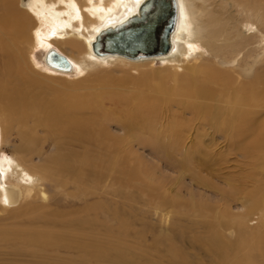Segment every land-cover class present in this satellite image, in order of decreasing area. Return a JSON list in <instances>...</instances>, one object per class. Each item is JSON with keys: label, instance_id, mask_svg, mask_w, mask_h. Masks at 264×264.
<instances>
[{"label": "bare ground", "instance_id": "6f19581e", "mask_svg": "<svg viewBox=\"0 0 264 264\" xmlns=\"http://www.w3.org/2000/svg\"><path fill=\"white\" fill-rule=\"evenodd\" d=\"M19 1L21 7L16 6L17 0H0V128L2 129L0 131L5 135L8 128L18 124L23 127L29 120H33L34 125L29 127V134L25 132L23 137L31 145H34L33 142L35 143L37 138L39 144L43 146L46 142L45 138H39L34 131L36 128H44L46 133L54 136L57 151L38 163L31 164V161H28L30 165L24 157L25 153L11 155V158L5 162L0 160V211H16L28 198L37 202L40 200L39 205L33 204L34 202L26 204L28 206L26 214L33 216L37 224L20 225L21 227L2 224L0 239L19 243L20 248L31 247L32 251V247L35 248L34 250L47 247L57 250L61 247L67 250L75 248L79 264H164L161 259H158L161 263L153 259L149 248L146 249L147 246L146 248L143 244L133 246L134 241H129L132 244L129 245L123 240L122 237L128 235H125V232H128L127 228L130 226L127 220L121 219L123 216L117 217L121 209L117 207L116 198L132 205L133 195L125 192L133 190L144 197L147 195L154 197L155 204L152 207L155 212L167 207L165 201L159 202L156 198L157 195H161L157 190L165 188L164 185L154 184V179L145 170L144 159L142 161L139 157L140 153L137 154L138 156L135 155L131 148L138 145L142 149L149 148L164 152L166 157L170 155L168 152L171 149L181 150L183 160L178 167L184 169L185 161L190 158L186 148L188 142L191 141V145L193 144L191 148L195 150H199L201 146L192 138L185 142L187 132L185 123H188H184L185 118L181 115L188 114L186 120L196 121V123L191 122L195 123L193 125L196 128L199 126L198 128L212 129L219 134V138L222 135L227 152L236 154L234 162L239 160L236 162L238 164L232 167L236 170L227 172L224 176V186L215 185L205 178H194L198 185L207 188L218 198L216 202L218 204L209 207L205 205L206 213L202 212L205 208L202 202L196 200L197 202H192V205L188 202L190 209L191 207L194 209V215L192 214L194 218L203 219L202 215H204L209 219L207 224L203 222L206 229L202 241L208 245L209 253L212 251L213 256L209 258V263H201L264 264V96H261L262 101L255 100L257 94L256 91H252L254 86L252 82L248 84L242 82L240 84V80L236 82L239 83L238 90L242 89L244 92L249 89L246 91L248 94L245 97L237 95L238 98L241 97L239 100L231 99L233 101L230 100L231 102L227 104L230 108L224 109L222 113L206 103L211 100L212 95L208 94L209 89L204 86H197L190 91L183 87L172 89L170 86L167 87V81L162 89L156 91L162 96L155 99L145 95L143 91H136L139 95L133 93L121 95L120 92H110L100 86L78 98L69 99L61 97L58 93L49 97L44 90L30 97L23 93L27 84H42L45 81L32 73L34 64L37 65L33 53L40 48L45 50L41 64L45 65L44 69L52 73L50 75L57 73L72 75V79L76 80L90 72L98 73V67L116 66L121 63L132 66L134 72L141 74L142 78L148 76L150 79L153 75L149 70H153L152 67L157 61L162 63L164 69L177 72L176 70H181V66L186 62L200 60L205 58L206 54H230L232 60L243 53L250 56L257 54L264 61V0H170L172 7L169 9L167 22L161 28V50L156 54L138 57L119 53L102 54L98 52L97 41L104 31L126 27L143 19L154 0ZM159 4L155 16L161 13L162 6L161 3ZM77 9L80 10L78 11L80 17L77 15ZM155 16L153 20L156 19ZM28 45L32 46V50L27 58L24 56V51ZM53 50L66 57L70 63L69 70L57 68L48 62L47 58ZM140 67L150 69L142 71ZM199 67L206 68L208 73H212L205 64L200 63ZM260 78L263 81V75L259 73L258 81ZM174 80L178 79L174 78ZM174 91L188 102L169 98V94L173 95ZM261 91L264 92V85ZM40 96L42 99H39ZM172 104L173 107H170ZM175 106L181 113L172 112ZM166 113L178 122L168 119L167 125L158 123L155 117ZM115 115L118 118H112ZM110 120L121 124L124 131L122 135L107 133L103 129V123ZM160 127L164 129L158 130ZM167 127L169 130H166ZM219 143L216 140L214 143L212 141L211 145L217 146ZM40 145L35 144L34 148ZM219 147L222 148L220 145ZM20 148L22 150L24 147L19 146ZM60 148L64 151L62 149V152L59 151ZM175 154L173 153L174 156ZM170 162L173 164L174 161ZM180 178L174 182L177 187L181 183ZM45 182L52 184L60 192L73 188L67 194L85 201L82 208L76 210L84 216L66 218L75 210L67 214L59 207L58 210L55 208L49 209L50 211L44 210L50 207ZM107 187L110 188L112 206L105 204L103 208L102 194L106 193ZM88 197L91 199L96 197L98 201L88 202ZM105 201L108 203L107 199ZM233 203L239 205L241 211L234 212ZM170 204L171 199L167 205ZM97 208L107 213L111 212L113 216H110L111 220L119 219L115 230L111 229L110 226L113 224L109 223L110 230L107 232L110 239L101 240L99 239L101 236L96 238L95 235L93 241L76 240L78 237L75 239L74 231L80 228L75 226L89 230V224L98 219ZM172 211L174 215L181 214V211L175 207ZM257 213L259 215L256 217V225L251 227L249 221L252 220V215ZM61 216H65L62 221H60ZM108 222L105 226H108ZM59 225L66 227H61L62 230L70 229V226L74 227L73 233L72 230L68 232L73 234L74 237L69 235L76 241L67 240V236L65 238L62 235V230L56 228ZM135 226L132 228L135 229ZM132 228L131 230H134ZM91 230L94 231L90 228ZM229 230L234 237L233 242L226 233ZM78 231L82 234L81 230H77V234H80ZM85 232L87 231L83 233ZM136 232L138 234V231ZM85 235L84 237H87ZM144 237L145 235L142 238ZM181 238L184 239L182 236ZM174 246L166 248L172 261L177 259L173 264H183L184 259L178 253L180 248L178 250L179 246L177 248ZM154 250L159 249L155 247Z\"/></svg>", "mask_w": 264, "mask_h": 264}, {"label": "rangeland", "instance_id": "374dc122", "mask_svg": "<svg viewBox=\"0 0 264 264\" xmlns=\"http://www.w3.org/2000/svg\"><path fill=\"white\" fill-rule=\"evenodd\" d=\"M75 1L77 2L79 0H75ZM74 5H75V2H74ZM16 6L21 7L19 0H17ZM78 11L80 10L77 9V12ZM79 14L80 12H78L77 14L80 17ZM29 45L27 46V49L24 51V56H27V58L28 56H30V52L32 50V46H29ZM44 52L45 50L40 48V49H37L33 53L35 62L37 63L38 66L34 64V68H33L34 72L32 73L34 74V76H39L41 79H44L45 81H43L42 84L40 83L27 84V86L23 89V93L27 97H30L34 94L39 93L41 90H44L46 91V94L49 97H52V94L54 93L55 94L58 93L61 97H65L66 99H69L70 97L78 98L79 96L87 93L89 90H96L100 86V88L104 87L105 90H108L110 92H120L121 95H125L128 93L139 95V93L136 91H143L145 95L152 96L153 99H155V97L162 96L161 94H157L156 91L159 89H162V87H164L165 82L167 81V87L170 86L172 87V89L176 87H183L184 89H187L190 91L191 89H194L197 86L198 87L204 86L205 88L209 89V93H208V90H207V93L212 95L210 96L211 100H208V101H206L207 99L205 100L206 103L207 104L209 103L210 105L209 104L208 105L210 107H213L212 109L215 108L217 111L222 113L224 109L226 110L227 108L228 109L230 108V106H227V104L233 101L231 99L239 100V98H241V97L238 98L239 95L240 96L243 95L242 97L247 96L248 93H246V91L249 89L244 90V92L242 91V89L238 90L239 83H236V82L240 80V84L242 83L248 84V82H252L251 84L254 85L252 86V91H256V94H257L255 100L258 99L262 101L264 98V97L261 98V96H264V94L261 95V93H264L261 91L262 85H264V74H263L264 73V61L261 60V58L257 54H252L250 56L247 53H243L235 60H232L233 57L230 54H219V55L206 54L205 58L200 59L201 61L197 59V60H191L189 62H186L185 64L181 66V70H176L177 72L171 69H164L161 66L162 63L155 61L156 64H154L152 67L153 70H151L150 68L149 70L147 68L140 67L142 71H145V70L151 71L150 73L153 75V78L149 77L150 79H148V76L145 77V79L144 77L142 78L141 74L139 75L134 72L135 70L132 66H125L121 63L116 66L98 67L97 68L98 73L97 71L90 72L85 77L79 80H76L75 78L72 79L73 78L72 75L65 76V74H61L57 72H56L57 75H50L52 73L44 69L45 65H42L43 64L42 56ZM200 63L205 64L206 67H209L212 70V73H208L206 71V68L205 69L200 68L199 67ZM259 73L263 75V81H262V78H260L259 79L260 81H258ZM219 74L220 76L218 77ZM227 75L228 76L230 75V76L227 77ZM52 76L56 77L57 79L53 78ZM223 76H225V78H223ZM174 78H177L178 80L175 81ZM230 82L233 83V84L231 83L232 86L229 84ZM173 84H175V86H172ZM169 95L171 96V97L169 96V98L171 99L173 98V99H178V100H186L182 98L178 94L177 91H174L173 95L171 94ZM39 99H42L41 96L39 97ZM63 101H67V100H63ZM167 101H170V100H167ZM170 107H173V104ZM216 107H218L219 109ZM174 109L175 110H172V112L181 113L180 109H177L176 106ZM164 115H157L155 117L158 123H166L168 119L169 121L171 120L177 121L176 119H174V117L172 116L170 117V115H167V113L165 116ZM182 116L183 118H185L183 120L184 123L187 122L189 124L188 125L185 123V126H187L186 135L184 134L186 138L185 142H187V140L190 141V139L192 138V139L197 140L196 143L201 145L199 150H195L194 148H191V146L193 145V144L191 145V141L190 143L188 142V145L186 146V148L190 154V158L185 161L186 163L184 165L185 166L184 169H180L178 167V165H180L183 160L182 159L183 155H182L181 150L177 149L176 151L181 152V153L180 152L178 153L175 150L171 149L168 152L170 155L166 157L167 155L164 152H157L149 148L142 149V147L140 146L138 147V145L137 146L134 145L131 148L134 151L135 155L137 154L139 155L140 153L141 156L139 155V157L142 159V161L144 159L145 170L154 179V184L155 185L158 184V186L164 185L165 188H163L162 190H157V191H160L161 195H157L156 198L158 199L159 202L165 201V205L167 207H165L164 209L166 210L162 209L160 211L157 210L155 212L154 207H152L155 204V201H153L154 197L152 198L149 195L144 197L143 195L139 194L136 191L126 190L125 192L126 194L128 193V194L133 195L134 202L132 203V205H129L128 203H123L122 199L116 198L118 200L117 207L118 208L120 207L119 209H121L119 210L117 217L121 218L123 216L121 219L127 220L128 226H130V228H127L129 229L127 230L128 232H125V235L126 234L128 235L123 236L124 233L122 234L123 240L126 241V243H128L129 245H132L130 244V242L134 241L132 242L133 246L135 245L139 246L141 244H143L144 247L147 246V248L146 247L145 248L146 249L149 248L148 250L151 253L153 259L155 258V260L157 259V261H159L158 259H161L162 263L164 264H173L177 259L172 261L171 255L169 254L167 249L170 246L175 245L174 246L175 248L179 246L177 248L178 250L180 248L178 253L184 259L183 264L184 263L194 264L195 262H196L195 264H202L201 262L209 263V258L213 256V252L211 251L209 253L208 245L202 241L203 240L202 237L205 234L203 232H205V229H206L203 225V222L207 224L209 219H207L208 217L204 215H202L203 219H200L201 217L198 219L194 218L193 217L194 209H192V207L190 209L189 203L192 205V202L195 203L198 201V202H202L204 204V207L205 205L209 207L210 205L215 204L218 198L216 195L213 196V193L211 194V192L207 188L205 189L202 186L198 185L197 181H194V180H196L197 178H205V179H208L211 183H214L215 185L224 186L225 185L224 176L227 175V172H233L236 170L232 167L237 165L238 163L236 162H238L239 160L238 161L235 160L234 162V155L236 154L235 153L231 154L227 152L228 151L227 148H225V146L223 145L222 135L219 138L218 136L219 134L213 132L212 129H209V130L205 128L203 129V127L198 128L199 126L196 128L193 125L196 123V121H191V122H195V123H191L186 120L189 117L188 114H183L181 115V117ZM112 118H118V116L115 115ZM32 121L29 120L27 124L24 125L23 127L18 124L16 126H13L12 128H8L5 131V135H3V132L0 131V160H4L5 162L8 158H11V155H15V154L22 155V153H25L26 156L24 157L27 160V163L30 165V163L31 164L38 163L41 160L45 159L46 157L48 158L51 154L57 151L56 145H54V140H53L54 136L49 135V133H46L47 131L44 128H36V130L34 131V133L38 134L39 138H42V139L45 138L46 142L43 146L39 144L40 141L36 138L35 143L33 142V144L40 145V146H37L36 148H34V145H31L28 142V140L25 137H23L24 134L26 133L29 134L30 132L29 127L34 125V122ZM167 123L165 125H167ZM103 129H105L107 133L116 134V135H122L124 132L121 124L113 120L105 121L103 123ZM163 129L164 127H160L158 130L161 131ZM0 130L2 129L0 128ZM166 130H169L168 127L166 128ZM202 134H204L205 136H203ZM187 136H189L188 139H187ZM218 138L219 140L220 139L221 140L219 141ZM216 140L218 143L220 142L222 145L219 143L217 146L216 144L212 146L211 142L213 141L214 143V141ZM219 145L222 148H220ZM19 146H21L22 148L24 147V148L21 150V148L19 149ZM61 149L62 148H60L59 151ZM173 153L174 154L176 153L175 156L173 155ZM227 154H229L231 157L229 155L226 156ZM232 159L233 161H231ZM172 160L174 161L173 164L172 162H170ZM28 161L29 162L31 161V162L29 163ZM177 167L178 169H180L179 170L180 172L178 171V169H176ZM210 169L213 170L214 172L211 171ZM179 178H180L181 183L178 184L179 187H177L174 182L175 181L177 182ZM44 184L47 188V192L49 195V205H50V207L45 208L44 210L48 211L49 209L51 210L54 208L58 210V207H59V209L62 208L60 210H63L67 214H69L71 210H75L69 214V216L71 215L70 217L66 216V218L67 217L73 218L74 216H80V215L84 216L83 213H80L77 211H79L78 209L82 208L81 206L85 204L84 203L85 201L83 199H76L72 197L71 195L67 194L68 191L72 190L73 188L70 187L64 192H60L52 184H49L47 182H45ZM107 193L108 194L110 193L109 187H107L106 193L102 194V199L104 200L102 204L103 208L106 206L105 204L112 206L111 201H110L111 193L109 195ZM190 195H193L194 197ZM175 198L176 199L180 198V199L179 201H176ZM87 199H88L87 200L88 202L98 201L96 197H92V199L91 197H88ZM106 199L108 200L107 201L108 203H106L105 201ZM119 199L121 202L119 201ZM170 199H171V204L169 205L170 206L169 207L167 204H169ZM100 200L101 198H99V201ZM24 202L25 203H22L17 208L16 210L17 212L12 211V210L0 211V225L3 224L4 226H9V227H21V226H27V225L32 226L33 224H37L35 223L37 221L35 220L33 216H29L26 214V210L28 209L27 208L28 206L26 204L27 202H34L33 204L39 205L40 200H38L37 202L34 199L28 198ZM246 204L248 205V202H246ZM172 205H175V206H172ZM140 207L141 209H139ZM174 207L179 209L181 211V214H179L178 216L174 215L172 211ZM232 209L233 211L235 210L234 212L241 211V208L239 207V205H236L234 203L232 204ZM206 210L207 209L205 207L203 208L202 212L206 213ZM98 212H99L98 219L96 222H92L89 224L88 226L89 230H87V228H84L86 229L84 230L81 227L75 226L76 228H80V229H76V232L74 231L75 239L78 237L76 240L81 241V239L83 240L85 239L84 241H93V238L96 237L95 235H97L96 238H99L101 236L99 238L101 240L110 239V237L108 236L109 234L107 232L110 230L108 229L109 223L110 225L113 224L110 227L111 229L115 230L117 227V223H119L118 221L119 219L117 218V220H111L110 218L113 217L111 212L107 213L101 208L98 210ZM188 214L190 215L187 216ZM258 215L259 213L252 215L251 217L252 220L249 221V224L251 227L256 225V221H257L256 217H258ZM55 218L57 219L58 217H55ZM62 218L64 219L65 216L64 217L61 216L60 221H62ZM105 218H107L109 222ZM102 221L104 223H102ZM106 221L108 222L107 224L108 226H105L107 223ZM102 224L107 228H105ZM114 224L116 226H114ZM134 224L137 226H135ZM100 225H102V227ZM133 225L135 226V229L132 228L134 227ZM59 226H57L56 228L57 229L60 228L61 230L63 228H66L61 225ZM90 228L93 229L94 231L92 230L90 231ZM131 228L134 230H131ZM178 228L179 230L177 231ZM72 229L74 230V227L72 228L70 226V229L67 228V230L64 229L60 231L62 232V235L64 237L67 236V238L65 237L67 240L68 239L73 240L74 238L70 237V235L74 237L73 234L69 233ZM73 230H72V233H73ZM77 230L82 231V234L81 232L78 231V233H80L82 236L80 234H77ZM83 230L87 232L83 233L84 232ZM98 230H101L102 232ZM63 231H66V232H63ZM136 231H138V234ZM90 232L91 233L94 232L95 233V234L93 233L94 236L92 234H91L92 236L87 235V233L90 234ZM181 232H186V233L181 234ZM199 232L203 234L200 235ZM103 233L105 234V236H103L104 235ZM226 233L229 234V238H231L233 242L234 237L231 234V231L229 230V232H226ZM84 235L87 237H84ZM143 235H145L144 238H142ZM180 235L184 239H182ZM127 236L131 238H128ZM196 236H198V238ZM132 237L134 239H132ZM135 237H137L138 240ZM178 237L180 238L178 239ZM176 240H179V241H176ZM10 242L11 241H5L3 239L2 240L0 239V264H55V263L56 264H68V263L79 264L77 250L75 248L67 250L61 247L57 250L55 248L47 247L44 249L42 248V249L34 250L35 248L32 247L33 249L32 251L31 247L20 248L21 245L19 243H16V242L10 243ZM170 242L173 244L175 243V244L173 245ZM155 247L159 250H154ZM154 254L156 255L154 256ZM159 256L160 258H157ZM168 259H170L171 261L170 260L168 261ZM161 261H159V263H161Z\"/></svg>", "mask_w": 264, "mask_h": 264}, {"label": "water", "instance_id": "95a60500", "mask_svg": "<svg viewBox=\"0 0 264 264\" xmlns=\"http://www.w3.org/2000/svg\"><path fill=\"white\" fill-rule=\"evenodd\" d=\"M161 3V13L155 16ZM170 0H154L143 19L115 30L104 31L97 41L98 52L102 54H124L133 57L152 55L161 50V28L167 22L171 8ZM156 17L153 20V17ZM48 62L57 68L69 70L70 63L65 56L51 51Z\"/></svg>", "mask_w": 264, "mask_h": 264}]
</instances>
